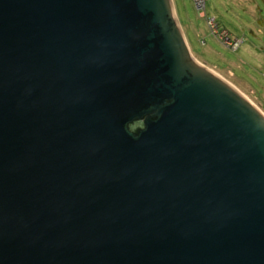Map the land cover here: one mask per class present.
I'll use <instances>...</instances> for the list:
<instances>
[{
    "label": "water",
    "instance_id": "obj_1",
    "mask_svg": "<svg viewBox=\"0 0 264 264\" xmlns=\"http://www.w3.org/2000/svg\"><path fill=\"white\" fill-rule=\"evenodd\" d=\"M172 13L0 0V264H264V115Z\"/></svg>",
    "mask_w": 264,
    "mask_h": 264
},
{
    "label": "rangeland",
    "instance_id": "obj_2",
    "mask_svg": "<svg viewBox=\"0 0 264 264\" xmlns=\"http://www.w3.org/2000/svg\"><path fill=\"white\" fill-rule=\"evenodd\" d=\"M171 6L191 56L264 115V0H205L201 11L193 0H171ZM223 31L236 46L218 39ZM142 125L138 121L132 127Z\"/></svg>",
    "mask_w": 264,
    "mask_h": 264
},
{
    "label": "built area",
    "instance_id": "obj_3",
    "mask_svg": "<svg viewBox=\"0 0 264 264\" xmlns=\"http://www.w3.org/2000/svg\"><path fill=\"white\" fill-rule=\"evenodd\" d=\"M193 1H194V4H195V6H196V8L198 10L201 11V10L204 9L205 0H193ZM210 28L212 29V31H216V26H214L213 23H210ZM226 38H227V34L225 33V31L219 33L218 39H220L221 41H223L225 44L231 45L232 47L233 46H236V43L235 42L231 43Z\"/></svg>",
    "mask_w": 264,
    "mask_h": 264
},
{
    "label": "flooded vegetation",
    "instance_id": "obj_4",
    "mask_svg": "<svg viewBox=\"0 0 264 264\" xmlns=\"http://www.w3.org/2000/svg\"><path fill=\"white\" fill-rule=\"evenodd\" d=\"M138 121H142L141 119H138V120H133V121H131V122H129L128 123V129L131 131V132H133V133H135L137 130H136V128H133L132 126H133V124H135V122H138ZM143 123V122H142Z\"/></svg>",
    "mask_w": 264,
    "mask_h": 264
},
{
    "label": "bare ground",
    "instance_id": "obj_5",
    "mask_svg": "<svg viewBox=\"0 0 264 264\" xmlns=\"http://www.w3.org/2000/svg\"><path fill=\"white\" fill-rule=\"evenodd\" d=\"M229 84V83H228ZM230 85V84H229ZM233 88V87H232ZM234 89V88H233ZM239 93V92H238ZM241 95V94H240ZM242 96V95H241ZM243 97V96H242ZM244 98V97H243ZM246 101H248V100H246ZM248 103H250L249 101H248ZM251 104V103H250ZM252 105V104H251ZM253 106V105H252Z\"/></svg>",
    "mask_w": 264,
    "mask_h": 264
},
{
    "label": "crops",
    "instance_id": "obj_6",
    "mask_svg": "<svg viewBox=\"0 0 264 264\" xmlns=\"http://www.w3.org/2000/svg\"><path fill=\"white\" fill-rule=\"evenodd\" d=\"M223 77V76H222Z\"/></svg>",
    "mask_w": 264,
    "mask_h": 264
}]
</instances>
